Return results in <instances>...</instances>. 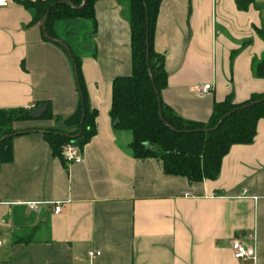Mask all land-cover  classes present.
Instances as JSON below:
<instances>
[{
  "label": "crops",
  "instance_id": "1",
  "mask_svg": "<svg viewBox=\"0 0 264 264\" xmlns=\"http://www.w3.org/2000/svg\"><path fill=\"white\" fill-rule=\"evenodd\" d=\"M9 1L0 8V110L44 105L52 118L14 125L24 134L11 141V162L0 165V261L264 264V120L251 144L230 148L214 181L191 183L164 174L155 159H135L131 135L115 130L109 115L113 80L131 74L126 7L103 0L95 6L94 41L78 55L96 134L79 147L82 162L67 164L42 133L73 131L64 125L78 105L69 56L43 39L32 10ZM263 27L264 0L246 11L235 0H164L153 42L167 74L163 104L184 120L206 123L215 103L264 94V79L252 72L264 57L256 34ZM54 203L61 214L53 213ZM233 240L253 247L255 260L234 259ZM89 251L100 256L89 259Z\"/></svg>",
  "mask_w": 264,
  "mask_h": 264
},
{
  "label": "trees",
  "instance_id": "2",
  "mask_svg": "<svg viewBox=\"0 0 264 264\" xmlns=\"http://www.w3.org/2000/svg\"><path fill=\"white\" fill-rule=\"evenodd\" d=\"M100 1L103 0H21L19 3L34 12V24L44 20L43 39L54 42L60 41L54 32L59 22L88 21L96 33L95 6ZM163 1L123 0L131 34V74L113 80L109 115L115 130L131 135L130 152L135 159H155L164 174L186 178L191 183L214 181L230 148L253 142L257 124L264 120V102L251 104L264 99V94L252 95L241 104L227 97L213 105L206 123L184 120L165 106L161 100V91L167 85L164 58L153 50L156 20ZM254 1L235 0V3L238 10L246 11ZM256 34L264 41V27L256 29ZM62 43L68 50L67 53L64 49L69 54L78 94L75 112L64 121L65 127L73 131L47 130L42 134L52 155L63 161L64 147L77 140H82L84 145L95 136L97 113L88 102L80 58L69 45ZM252 72L256 78L264 79V57L253 63ZM32 111L0 110V165L12 160L11 141L18 136L14 125L36 120L30 117ZM51 118L48 108L38 120Z\"/></svg>",
  "mask_w": 264,
  "mask_h": 264
},
{
  "label": "built area",
  "instance_id": "3",
  "mask_svg": "<svg viewBox=\"0 0 264 264\" xmlns=\"http://www.w3.org/2000/svg\"><path fill=\"white\" fill-rule=\"evenodd\" d=\"M10 4L9 0H0V8H7ZM210 89L209 85L204 86L201 89V92L203 94L207 93ZM62 158L63 161L67 164H80L82 162V158L79 155V146L76 144V142H73L62 150ZM190 193H185L184 196H189ZM53 213L58 215L62 212V205L61 203H54L51 205ZM29 207L31 209L36 210L38 208V205L30 204ZM4 245V242L0 240V248ZM233 257L234 259L238 261H254L256 254L255 249L253 247H246L243 245L239 240H233L230 244ZM100 253L95 251H89L87 253V257L89 259H93L95 257H99ZM0 264H3L0 261Z\"/></svg>",
  "mask_w": 264,
  "mask_h": 264
},
{
  "label": "rangeland",
  "instance_id": "4",
  "mask_svg": "<svg viewBox=\"0 0 264 264\" xmlns=\"http://www.w3.org/2000/svg\"><path fill=\"white\" fill-rule=\"evenodd\" d=\"M57 34L60 41L71 44V49L77 56L87 54L89 44L94 41L95 36L90 22L77 20L60 22Z\"/></svg>",
  "mask_w": 264,
  "mask_h": 264
},
{
  "label": "water",
  "instance_id": "5",
  "mask_svg": "<svg viewBox=\"0 0 264 264\" xmlns=\"http://www.w3.org/2000/svg\"><path fill=\"white\" fill-rule=\"evenodd\" d=\"M17 1H19V0H17ZM43 23H44V20H42L41 22H40V27H41V29L43 28ZM52 41V40H51ZM55 43H58L63 49H65L66 50V52L68 53V50H67V48H66V46L64 45V43H62L61 41H54ZM147 41H146V45H147ZM146 53H148V51L146 50ZM69 55V54H68ZM147 58H148V56H147ZM262 102H264V99H261V100H259V101H257V102H255V103H252L251 105H255V104H260V103H262ZM45 109H46V107L44 106V105H41L38 109H36V110H33L32 112H31V114H30V117L32 118V119H38V118H40L43 114H44V112H45ZM219 125H220V123L213 129V130H211V131H214V130H216L218 127H219ZM113 126H115V124H113ZM20 134H24V132H20V133H16L15 135H20ZM76 142V144L78 145V146H80V145H82L83 144V141L82 140H77V141H75ZM146 147L148 148V149H152V146L151 145H146ZM40 212H44V210H41Z\"/></svg>",
  "mask_w": 264,
  "mask_h": 264
}]
</instances>
